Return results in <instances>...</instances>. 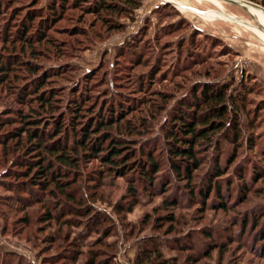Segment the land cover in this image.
<instances>
[{
  "label": "rangeland",
  "instance_id": "374dc122",
  "mask_svg": "<svg viewBox=\"0 0 264 264\" xmlns=\"http://www.w3.org/2000/svg\"><path fill=\"white\" fill-rule=\"evenodd\" d=\"M92 1L80 0L79 7L69 3L43 29L39 20L44 18L37 16H45L57 0H0V66L10 68L0 72V136L20 129V118L31 116L19 103L21 90H30L34 78L26 70L28 64L39 70L38 76L45 73L47 85L40 92L58 96L55 116L65 114L68 124L67 108L79 94L88 96L85 106L94 115L126 101L132 106L127 118L138 134L130 137L131 152L139 160L141 152L151 151L161 165L154 184L157 191L154 197L140 195L138 205L127 213L129 179L111 177L98 161L81 164L78 191L107 219L84 244H95L109 232L104 242L111 249L95 246L108 264H134L139 245L147 238L162 243L165 259L176 264H264V13L251 6H246V12L224 0H168L173 4L142 0L133 12L112 16L109 22L114 27L109 29L102 21L105 14L86 12ZM243 1L264 9V0ZM203 89L226 91L229 108L238 112L243 127L236 150L222 134L215 136L220 142L219 163L223 168L229 165L220 179L226 209L215 205L213 193L205 203H191L184 183L174 181L166 189L165 200L176 199L179 205L162 209L163 198L156 194L162 193L169 174L164 134L181 102L199 96ZM89 117L84 113L82 121ZM16 142L8 144L23 155ZM206 150L199 151L203 162L194 177L196 190L217 156L212 148ZM2 154L0 147V264H86L90 255L85 247L74 261L70 243L62 239L66 228L55 244L41 243L53 234V225L40 224L42 206L20 212V205L8 202L9 196L20 193L2 185L16 184L5 177L11 158ZM242 170L247 183L244 194L236 177ZM98 172L103 178L93 188ZM25 216L28 226L20 222ZM170 216L175 223L167 220ZM78 224L72 234L82 232ZM40 229L44 232L35 235ZM205 234L212 236V247L204 241ZM187 242L193 251L174 247Z\"/></svg>",
  "mask_w": 264,
  "mask_h": 264
},
{
  "label": "trees",
  "instance_id": "16d2710c",
  "mask_svg": "<svg viewBox=\"0 0 264 264\" xmlns=\"http://www.w3.org/2000/svg\"><path fill=\"white\" fill-rule=\"evenodd\" d=\"M141 1L93 0L86 6V12L97 16L100 13L105 14L102 21L107 23L106 26L109 29H112L114 26L109 22L112 16L124 15L129 10L133 12L139 7ZM69 3L75 7L80 6V0H57L49 7L45 16L38 15V18H44L39 20L41 25L44 24L43 29L57 20ZM28 18L30 21L33 19L32 16ZM9 70V65L0 66V72L5 73ZM26 70L34 75V78L31 80L30 90L27 87L21 90L22 92L19 91L21 92L19 103L28 109L31 116L29 118L25 114L20 118L22 122L20 129L10 132L4 137L0 136V147L3 152L1 156L11 158L9 160L10 168L5 171V177L16 182V184L5 183L2 185L9 192L16 190L20 193L9 196L8 202L20 205V212H25L35 205L43 207L44 212L40 224L53 225V234L47 235L41 243L55 244L60 239L63 228H66L68 232L62 233L64 237L62 239L64 243H70L69 247L72 248V253H70L73 254L74 261L81 256L80 253H83L81 249L85 247L90 255L86 264H108L100 250H95V246L111 249L112 246L104 242L109 237V232H106L104 237L97 238L95 244H90V246L84 244L91 233H97L96 227L106 217L95 212L92 209L93 205L87 203L88 197L78 191L80 186L77 187L79 176L77 174L80 173V165L98 161L104 172L111 177L129 179L131 183L128 188V208L125 210L127 213H130L138 205L140 195L155 196L157 190H155L154 184L158 173L161 172V165L151 151L141 152L139 160H136L131 152L130 137L138 134L136 126L127 118L132 113V106L126 104V101L123 103L120 101L116 107L110 106L106 109L105 114L98 111L94 115V110H89L85 106L88 96L79 94L78 98L72 100L71 105L67 108L71 117V123L68 124L65 122V114L60 113L55 116V110L59 107L56 104L58 96L51 90L49 94L40 92L43 86L47 85L45 73L38 76L39 70L31 64L27 65ZM33 103L36 108L32 107ZM108 109L110 110L108 111ZM86 112L90 117L83 122L82 117ZM238 116L236 110L229 108L226 91L214 89H203L199 96L193 94L191 98L182 101L177 110L171 114V126L164 134L168 144L166 152L169 174H166L168 177L161 186L162 193L156 194L163 198L162 209L170 210L179 205L176 199H173L174 201L165 200L166 189L173 181L179 182V184L184 183L183 188L188 189L187 193L190 195L191 203L198 201L205 203L208 195L213 193L216 199L215 205L223 210L226 209L220 179L226 175L229 165L223 168L219 163L220 142L215 140V136L222 134L224 142L236 150L243 131ZM13 140L17 141L16 150H21L23 155L16 154L14 147L9 146L8 142ZM248 142L251 143L250 145L254 143L253 139H249ZM18 147L21 149L19 150ZM211 148L216 151L217 156L204 184H200L196 190L194 177L201 170L203 162L199 151L207 149L206 152H208V149ZM98 174L99 176L94 178L96 180H93V188L101 184L103 177L100 172ZM236 177L240 181L244 194L247 190L244 170L240 171ZM225 190L228 191L229 188ZM53 199L58 202H53ZM9 208L13 209L11 204H9ZM118 210L120 209L117 207V212ZM167 220L172 224L175 223L173 216L167 217ZM20 222L28 226L30 220L25 216ZM78 223L82 224V232L78 231L72 234L71 229L78 227ZM43 232L40 229L35 235ZM204 241L208 243V246L214 245L210 234L204 235ZM161 247L162 243L154 238L144 239L143 243L139 245L134 264H176L175 261L165 259ZM174 247L179 251H193L194 249L190 242L185 243L184 246L175 244ZM192 258L194 261L196 260L195 257Z\"/></svg>",
  "mask_w": 264,
  "mask_h": 264
},
{
  "label": "water",
  "instance_id": "95a60500",
  "mask_svg": "<svg viewBox=\"0 0 264 264\" xmlns=\"http://www.w3.org/2000/svg\"><path fill=\"white\" fill-rule=\"evenodd\" d=\"M224 1H226V2H228L230 4H233V5H237V6L241 7L242 9H244L245 11H246V6L245 5H247V6L259 8V9H261L264 12V9H262L261 7L255 5L253 3L247 2V1H243V0H224ZM165 3H170V2L166 1Z\"/></svg>",
  "mask_w": 264,
  "mask_h": 264
},
{
  "label": "bare ground",
  "instance_id": "6f19581e",
  "mask_svg": "<svg viewBox=\"0 0 264 264\" xmlns=\"http://www.w3.org/2000/svg\"><path fill=\"white\" fill-rule=\"evenodd\" d=\"M245 6H247V5H245ZM255 8V7H254ZM259 11H261V12H263L261 9H259V8H257ZM246 12H247V8H246ZM264 13V12H263ZM252 17V16H251Z\"/></svg>",
  "mask_w": 264,
  "mask_h": 264
},
{
  "label": "crops",
  "instance_id": "0c3cea01",
  "mask_svg": "<svg viewBox=\"0 0 264 264\" xmlns=\"http://www.w3.org/2000/svg\"><path fill=\"white\" fill-rule=\"evenodd\" d=\"M162 1L166 2V1H168V0H162ZM170 3H172V2H170ZM172 4H173V3H172ZM226 16H228V15H226Z\"/></svg>",
  "mask_w": 264,
  "mask_h": 264
}]
</instances>
